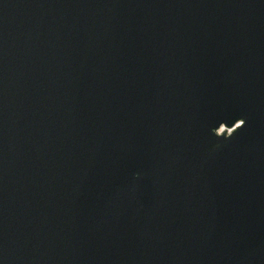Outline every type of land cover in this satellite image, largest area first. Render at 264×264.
<instances>
[{"label":"water","instance_id":"95a60500","mask_svg":"<svg viewBox=\"0 0 264 264\" xmlns=\"http://www.w3.org/2000/svg\"><path fill=\"white\" fill-rule=\"evenodd\" d=\"M0 264H264V0H0Z\"/></svg>","mask_w":264,"mask_h":264}]
</instances>
